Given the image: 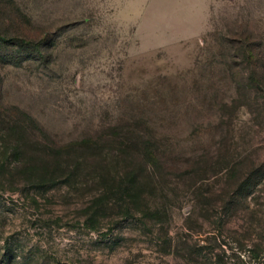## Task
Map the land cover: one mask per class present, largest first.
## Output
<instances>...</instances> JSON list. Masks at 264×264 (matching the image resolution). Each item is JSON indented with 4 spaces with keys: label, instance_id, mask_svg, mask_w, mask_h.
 Wrapping results in <instances>:
<instances>
[{
    "label": "rangeland",
    "instance_id": "obj_1",
    "mask_svg": "<svg viewBox=\"0 0 264 264\" xmlns=\"http://www.w3.org/2000/svg\"><path fill=\"white\" fill-rule=\"evenodd\" d=\"M0 32L5 114L28 112L59 142L137 127L162 163L130 212L98 217L105 173L45 185L7 167L0 139V264H264V181L227 212L205 193L223 180L204 157L226 138L264 163V98L231 71L242 34L264 50V0H0Z\"/></svg>",
    "mask_w": 264,
    "mask_h": 264
},
{
    "label": "trees",
    "instance_id": "obj_2",
    "mask_svg": "<svg viewBox=\"0 0 264 264\" xmlns=\"http://www.w3.org/2000/svg\"><path fill=\"white\" fill-rule=\"evenodd\" d=\"M16 30L17 35L24 41H33L30 39L32 33L28 22L18 19ZM235 43L234 57L238 60L231 67L233 78L252 82L264 98V50L261 49L260 41L252 33L247 32L235 39ZM3 108L4 104L0 99V139L6 143L5 152L11 150L14 157L7 167L13 163V168L19 170L22 175L35 181L39 177L41 183L45 185L65 183L68 178L83 174L90 176L93 182L99 183L96 179L101 180V173H105V179H108L110 187L94 197L88 208L93 216L99 217L100 211L116 205L127 206L132 201L142 200L141 186L144 185V180L152 169L162 166L156 141L146 137L137 127H119L114 133L116 139L110 141L105 136L97 134L70 142H59L50 138L47 131L28 112L12 106L5 114ZM117 137L121 140L118 141ZM116 142L117 145L114 147ZM87 150L91 151L89 155L70 157L71 151ZM110 152L116 153L113 155L119 157L113 158V155H108ZM102 153L104 155H101ZM235 153L225 138L216 144V148L206 151L204 156L207 163L214 165L213 168L217 166L213 169V175L222 173L223 180V187L216 189L210 187L205 193H209L208 197L213 201H216L217 198L214 197L217 195L218 201L221 199V205L227 212L233 207L242 206L254 188L264 181L263 162L258 158L238 156ZM223 163L225 168L222 170ZM194 164L197 165L198 162ZM117 168L124 170V177L118 180L114 175ZM132 209L127 206L126 212ZM152 212L155 215L160 214L159 209ZM86 223L88 227L95 228L93 222Z\"/></svg>",
    "mask_w": 264,
    "mask_h": 264
}]
</instances>
